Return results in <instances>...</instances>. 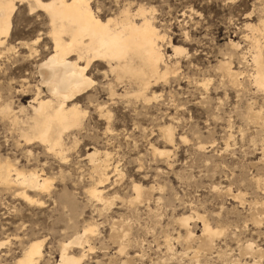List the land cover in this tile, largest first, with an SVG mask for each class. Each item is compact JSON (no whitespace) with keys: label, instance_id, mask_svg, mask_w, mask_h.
Listing matches in <instances>:
<instances>
[{"label":"rangeland","instance_id":"374dc122","mask_svg":"<svg viewBox=\"0 0 264 264\" xmlns=\"http://www.w3.org/2000/svg\"><path fill=\"white\" fill-rule=\"evenodd\" d=\"M97 1L104 19L124 5ZM128 2L134 10L153 9L172 72L153 82L147 101L134 98L137 88L128 82L114 84L118 97L112 100L104 89L107 81L97 77L103 83L97 98L108 103L112 123L90 110L91 123L66 134L65 160L40 143L26 145L0 120V157L52 184L48 191H27L41 205L25 201L18 187H0V264H14L36 240H44L39 264H60L61 246L91 223L97 233L83 248L70 250L85 256L82 264H229L238 259L264 264V253L240 254L250 243L264 252V90L255 85L252 57L254 41H264V33L256 31L264 19V0ZM48 25L43 12L17 5L12 37L1 48L0 96L29 115L37 64L53 51ZM27 43L36 50L32 56ZM175 48L183 52L176 54ZM224 63L239 72L240 84L230 81L221 69ZM27 84L32 94L23 97ZM256 114L262 119H254ZM167 127L174 131L173 142L167 140ZM94 153L120 171L118 176L110 170L103 185L110 205L88 192L102 172L89 158ZM136 185L144 190L140 200ZM187 217L193 238L180 223ZM199 217L225 230L212 250L203 246Z\"/></svg>","mask_w":264,"mask_h":264},{"label":"bare ground","instance_id":"6f19581e","mask_svg":"<svg viewBox=\"0 0 264 264\" xmlns=\"http://www.w3.org/2000/svg\"><path fill=\"white\" fill-rule=\"evenodd\" d=\"M128 1L116 0L117 4L124 5L119 7V11L112 17L104 19V14L99 11L97 0H0V57L4 54L1 50L12 37L17 5H26L33 14L43 12L49 22L47 37L53 45V51L36 67L35 74L38 75L39 80L36 85L34 84L35 93L33 100L30 101L33 113L25 114L24 108L16 111L11 100H4L0 96L1 122L7 123L10 128L18 131L26 145L40 143L48 151L63 157L66 134L88 124L90 110H94L101 119L111 124L113 116L105 105L108 103L101 104L97 98L98 88L103 86V83L96 81L97 77L107 81L104 89L110 92L109 97L112 100L117 96L114 84L122 86V83L128 82L137 88V93L133 97L147 101L153 82L167 79L171 74L172 68L166 63L165 54L160 45L164 37L156 26L153 9L138 6L134 10ZM261 21L256 31L264 33V19ZM38 42L39 40L34 45ZM24 46L30 50V56L35 53L33 46L28 43ZM235 46L238 45L235 44ZM253 49L252 57L256 67L253 75L254 82L258 90H264V41L255 40ZM182 52L181 48H175L176 54ZM221 69L234 85L240 84L237 78L239 72H234L229 63L222 64ZM27 85H29L27 88L26 86L21 88L23 97H30L32 94V86ZM21 116H24V119L21 120ZM254 119L261 120V114H256ZM20 123L22 126H19ZM166 132L167 140L173 142L172 127H167ZM156 152L161 155L168 154L159 150ZM26 153L28 156L32 154L30 149ZM97 155L98 153H94L89 158L95 163L96 169L102 172L100 171L101 174L98 176L97 185L88 192L91 197L98 200V203L101 201V204H109L103 185L110 180V170H113L115 174L120 171L116 167L110 169L111 166L107 164L108 159L97 160L99 157ZM105 156L108 157L109 153H105ZM63 159L65 160V157ZM50 180V178H42L35 171L26 172L18 168L10 159L3 160L0 157V187L20 188L21 192L18 195L30 204L43 203L34 200L27 191H48L50 185L52 186ZM135 191L137 200H140L144 190L136 185ZM199 219L203 223L201 237L203 246L210 250L212 246L214 248V240L224 235L225 230L213 229L204 218L199 217ZM189 220V217L183 218L180 223L188 230L189 238H193L188 227ZM91 224H87L83 233H78L74 240L61 246L60 264H82L85 256L72 255L70 250L74 247L83 248L84 244L88 243V237L94 232L97 233V227ZM2 245L4 243H1L0 247ZM252 245L253 243H250L243 249L240 248V254L256 256L264 253L263 249L254 250L255 246L252 247ZM43 246L44 240L30 242L14 264H39L44 254ZM89 249L91 250V247ZM230 262L228 263L243 264L240 259ZM253 264L258 262L254 261Z\"/></svg>","mask_w":264,"mask_h":264}]
</instances>
